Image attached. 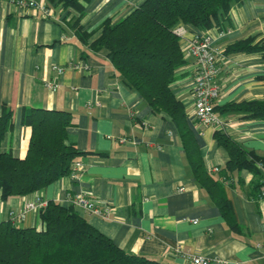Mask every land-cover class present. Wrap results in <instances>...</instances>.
<instances>
[{"label": "crops", "instance_id": "crops-1", "mask_svg": "<svg viewBox=\"0 0 264 264\" xmlns=\"http://www.w3.org/2000/svg\"><path fill=\"white\" fill-rule=\"evenodd\" d=\"M41 1L52 9L50 17L0 0V115L3 105L11 110L0 152L26 155L31 127L21 120L23 108L64 110L70 113L65 143L80 152L77 160L84 167L77 179L65 174L37 192L2 200L0 190V221L36 193L69 206V196L85 192L111 213L82 216L124 251L161 264H194L182 253L207 256L210 264L215 257L226 264H264V197L254 188L255 175L245 168L227 169L229 154L216 129L191 116L194 61L186 54V41L202 30L184 25L180 47L186 62L171 83L184 106L189 132L183 137L167 113H153L120 80L104 48L89 45L106 19L125 17L143 0H80L78 25L86 39L72 26L79 15L75 8ZM221 26L213 44L221 53L214 105L264 100L262 52L225 53L228 45L247 37L264 42V0L233 5ZM46 81L54 88H47ZM218 112L226 123L218 133L264 156V120ZM197 160L220 184L236 229L211 196L209 183L196 176L192 162ZM38 213L29 211L16 225L39 228Z\"/></svg>", "mask_w": 264, "mask_h": 264}, {"label": "trees", "instance_id": "trees-1", "mask_svg": "<svg viewBox=\"0 0 264 264\" xmlns=\"http://www.w3.org/2000/svg\"><path fill=\"white\" fill-rule=\"evenodd\" d=\"M75 8L79 15L73 28L80 38L78 25L83 15L80 0H46ZM243 0H143L125 17L106 19L99 35L90 42L94 50L104 48L118 72L120 80L136 90L153 113H167L177 124L180 134H188L184 106L176 98L171 83L177 69L185 64L180 47L181 38L174 28L190 25L202 31L217 28L228 18L233 5ZM253 37L238 40L225 53L262 52L264 42ZM214 110L243 113L245 118L264 120V100L231 102ZM23 123L31 127L26 155L13 157L0 152L1 199L37 192L59 177L69 174L80 152L73 144L65 143L70 113L64 110L23 108ZM11 126V110L3 105L0 115V137ZM216 130L219 142L227 149L229 170L248 169L255 175L254 188L264 190V156L240 147ZM192 161V160H191ZM198 178L209 183V192L236 229L229 201L220 184L192 162ZM40 227H21L9 219L0 221V264H161L155 259L130 253L118 247L70 204L63 206L53 200L39 208Z\"/></svg>", "mask_w": 264, "mask_h": 264}, {"label": "built area", "instance_id": "built-area-1", "mask_svg": "<svg viewBox=\"0 0 264 264\" xmlns=\"http://www.w3.org/2000/svg\"><path fill=\"white\" fill-rule=\"evenodd\" d=\"M10 4H14L20 8L39 10L43 17H50L52 9L41 0H5ZM174 32L181 40L185 39L186 30L184 26L180 25L174 28ZM217 28H211L206 31L194 34L186 41V54L193 58L194 72L191 82V92L193 96V108L191 116L199 124L212 126L216 130H222L225 126L224 119L214 110L215 99L219 96V86L217 83V76L221 69L220 60L221 53L214 47V41L217 36L221 34ZM52 69L57 73L63 72V67L53 65ZM47 88L53 89L52 83L46 81ZM83 163L76 160L72 166V170L68 174L71 179H77L80 172L83 170ZM216 169V168H215ZM264 197V190L261 192ZM71 205L80 214L90 213L108 217L111 213L110 207L100 208L97 203L85 192L68 197ZM47 200L39 193H36L34 198L26 200L21 209L9 211L8 219L12 223L23 221L29 211H38L40 207L46 205ZM180 251V250H178ZM183 256L191 259L194 264H210L211 260L204 255H197L193 253H182ZM214 264H226V260L215 257Z\"/></svg>", "mask_w": 264, "mask_h": 264}]
</instances>
